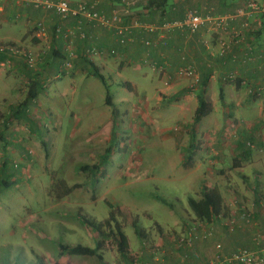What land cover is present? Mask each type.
I'll return each instance as SVG.
<instances>
[{"label": "rangeland", "instance_id": "374dc122", "mask_svg": "<svg viewBox=\"0 0 264 264\" xmlns=\"http://www.w3.org/2000/svg\"><path fill=\"white\" fill-rule=\"evenodd\" d=\"M37 30L39 34L31 35L30 45L15 40L0 42V46L12 44L39 54L36 68H29L21 56L5 54L2 59L0 54V167L6 161L12 174L10 187H0V264H125L128 254L119 252L114 236L102 237L78 216L80 213L101 223L112 211L130 240L131 260L135 256L143 259L140 251L157 250L161 235L167 240V236L183 237L187 223L201 222L188 200L200 198L204 190L220 181L215 153L223 142L232 143L223 144L226 153L222 166L229 173L238 161L234 153L246 148L245 140L252 152L261 151L257 141L264 135V112L258 106L235 110L241 92L235 86V75L217 76L214 93L209 90L205 97L210 111L193 126L196 94L202 87L200 81L178 75L184 63L171 69L165 57L139 58L120 51L136 44L100 47L85 42L101 51V57L90 59L107 79L117 110L114 124L113 107L105 104L106 88L92 75L89 59L83 56L88 47L84 49L85 45L72 37L63 48V53L71 49L77 55L71 60V68L64 69L66 56H61L57 65L41 64L56 32L52 38L51 30L43 25ZM220 32L208 36L213 48L217 42L230 44L235 40L231 33ZM94 38L90 34L89 39ZM167 46L145 47L158 50ZM186 59L180 54L181 62ZM191 66L199 80L207 75L208 70L199 72L194 64ZM35 72L40 73L42 91L19 113L17 108L25 101ZM251 93L252 89L244 88L238 99L254 102ZM190 131L194 132L195 155L192 163L186 164ZM238 143L243 148H236ZM110 145L112 152L96 175L81 171L84 165L99 164ZM117 207L129 210L147 236L139 237ZM174 220L181 221L180 230L168 231L159 224L171 228ZM102 229L106 234L111 230L107 225ZM59 239L92 247L100 241L103 260L70 254L60 257ZM165 247L168 245L164 243L160 249Z\"/></svg>", "mask_w": 264, "mask_h": 264}, {"label": "crops", "instance_id": "0c3cea01", "mask_svg": "<svg viewBox=\"0 0 264 264\" xmlns=\"http://www.w3.org/2000/svg\"><path fill=\"white\" fill-rule=\"evenodd\" d=\"M99 1H101L99 9L107 11L109 7L108 1ZM246 1L248 0H169L165 6L162 4L158 7L159 11H153L143 21L161 24L165 21L180 19L188 7L195 8L201 13H207L208 9H213L212 13L225 15L228 14L227 12L234 11L245 4ZM38 25H43L44 28L51 30L53 38V31L57 26H61L65 31L68 30L75 33L77 20L73 17L62 20L51 9L47 11L37 9L26 4L23 0H0V42L15 40L21 44L30 45V39L33 34L34 36L39 34ZM232 26L237 31H241L239 22H233ZM82 27L86 29L88 37L85 39H80L76 37L77 35L73 37L77 38L76 41L79 45L81 44L82 47L85 45L84 49L86 47L89 48V45L93 42L100 47L103 45H118L114 35L108 29L92 27L86 22L82 23ZM211 32L207 30V27L201 28L198 33L193 35L195 38L186 37L187 39H183L182 34V37H180V34H173L169 45L158 50L147 49L136 44L125 49L120 48V51L130 52L139 58L148 56L155 57V60H160L165 57L170 61L171 69L184 63L185 65L194 64L199 72L208 70V82L203 87L205 97L209 90L211 91L210 94L214 93V84L218 75L223 73L233 74L237 77L235 86L241 89L240 94H237L235 110L241 111L244 108L249 109V106H253V108L258 106V110L264 112V58L258 59L255 57V53H252V51H257L262 45L264 46V28L258 33L243 31L241 39L229 42L228 51L230 52L225 54L221 53L222 44L225 42L221 41L219 45L217 42L216 48L211 46L213 43L208 38ZM221 32L219 31L218 33L221 35ZM90 34L91 37L93 35L95 37L92 41L89 39ZM232 37L235 36L232 35ZM45 40H48V36ZM52 40L55 42L49 45L50 49L45 52L41 64L54 63L57 65L61 61V55L62 57L66 56L63 53L66 41L61 37H57V35ZM33 41L35 42L37 39L34 38ZM85 42H90V44ZM203 44L207 46V50ZM251 46H254V48L250 49ZM54 49L58 50V55H54ZM84 49H82L83 52ZM180 54L186 56V61H180ZM97 56L101 57V55ZM206 60L208 68L205 69ZM244 88H248L249 91L250 89L253 90L251 94L254 97L251 96L254 102L252 99H248L244 103L242 99H238V95H243L242 91ZM255 96L258 97L256 98ZM244 142L246 146L244 151L240 149L237 153H234L238 161L233 164V169L230 173L227 169L223 170L224 167L222 165L224 161L223 154L226 153L223 151V144L231 142H223L221 149L215 153L216 168H219L217 171L221 174V179L214 187L218 188L223 196L224 208L222 212L211 221H201L204 224L197 231L201 238L196 240L191 247L183 246L177 248L173 243L174 238H171V236H167L168 240L164 235L158 237V264H208L218 251V243L222 244V252L224 254H230L240 247L253 248L258 235H260L261 239H264V135L257 141V143L262 145L261 151L252 152L246 145L247 140ZM236 148H243V145L238 143ZM234 174L238 175V177L234 178ZM246 212L249 213V217L245 215ZM159 224L166 230H172L173 228L180 230L182 226L181 221L178 220L173 221L171 228H167L161 223ZM186 227L187 225L184 230ZM206 230H211L212 235L203 238V231ZM164 243L168 247H165L163 252L160 248ZM129 244H131L130 240ZM129 251L132 250L129 248ZM129 251L128 256L124 257L125 264H134L130 258L131 253ZM139 254L143 257L144 264L153 258V251L143 250Z\"/></svg>", "mask_w": 264, "mask_h": 264}, {"label": "built area", "instance_id": "2783aa9c", "mask_svg": "<svg viewBox=\"0 0 264 264\" xmlns=\"http://www.w3.org/2000/svg\"><path fill=\"white\" fill-rule=\"evenodd\" d=\"M26 4L44 11L53 9L60 19L65 20L73 17L77 20L76 29L65 31L61 26L55 28L57 37H62L65 41L77 35L79 38H86V33L82 30V23L86 22L92 27L108 29L114 35L117 43L121 46L135 44L136 41L146 47L154 48L166 46L173 36V32L178 30L187 38L192 37L201 28L207 27L208 31L219 32L220 30L231 32L235 40L241 39L243 31L257 33L264 28V0H248L245 4L236 8L233 12L220 15L214 14L213 9H208L207 13H201L195 8L188 7L185 9L180 19L165 21L161 24H155L143 21L149 17L153 11H159L158 6H150L153 0H107L108 10L99 9L101 1L99 0H23ZM233 22L240 23L241 31H237L232 26ZM185 37V38H186ZM238 41V40H237ZM230 45V44H229ZM229 45L222 44L221 53H226ZM251 46L250 49H253ZM114 52V51H112ZM0 53L8 57L21 56L24 63L29 68H36L39 61V54L36 55L32 50L21 49L12 44L1 45ZM255 53L258 59L264 58V46L262 45ZM101 51L96 47H90L86 50L85 56L100 55ZM76 53L68 49L64 61V69L71 68V60L76 58ZM180 77L194 78L195 83L199 81L197 71L191 65H185L177 71ZM250 216L249 213H245ZM203 222H197L186 227L185 236L174 238L175 247L190 246L201 238L197 234ZM188 228V230H187ZM212 235L211 230L203 231V238ZM158 249L153 251V258L146 264H158ZM217 253L208 264H264V239L258 235L255 239L253 248L240 247L230 254L222 252V244H217ZM152 251V250H151ZM134 264H144L140 256L133 257Z\"/></svg>", "mask_w": 264, "mask_h": 264}, {"label": "trees", "instance_id": "16d2710c", "mask_svg": "<svg viewBox=\"0 0 264 264\" xmlns=\"http://www.w3.org/2000/svg\"><path fill=\"white\" fill-rule=\"evenodd\" d=\"M169 0H153L151 1V5L150 6H158L160 7V5L165 4L168 2ZM262 30V29H261ZM261 30H259L258 32H260ZM257 32V33H258ZM173 34H180V37H182L183 39L186 37L184 34L180 33L178 30H175L173 32ZM182 34V36H181ZM135 44H140L142 46H144L142 43L136 41ZM169 45V44H168ZM145 47V46H144ZM157 48V47H154ZM54 55H57L58 50L54 49L53 50ZM230 51L226 52L229 53ZM2 55V59L5 57V54L0 53ZM225 54V53H223ZM62 56V55H61ZM85 56V55H84ZM62 58H65L64 56ZM86 58V57H85ZM86 60L88 62V64L91 67V71H92V75L97 77L102 84L105 86L106 88V96H105V104L113 107L112 110V114H113V119L112 122L115 124L116 118V108L111 100V93H110V89H109V85L107 82L106 77L99 71L98 67L95 65V63L93 61L90 60V58L87 57ZM35 76V78L33 79L32 83L30 84L29 87V91L27 94V97L25 99V101H23L20 105L19 108H17V111L19 113H21V110L24 106H27L28 103H32L40 94V92L42 91V82H41V77H40V73H34L33 74ZM203 76L205 78H203ZM200 81V85L202 88H200V90L197 92L196 94V98H197V107L195 109V113H194V117H193V121L192 124L193 126H195L197 123H199L201 121V119L206 116L209 113V103L206 100L205 96H204V91H203V87L207 85L208 82V78L207 75H202ZM240 84V83H238ZM128 86V84H125ZM223 88L220 89V97L222 98L223 96ZM188 151L184 154L185 160H186V164H191L193 159H194V155H195V147H194V132L190 131L189 132V139H188ZM112 152V145H110L107 149H106V154L103 155L101 157V161L99 164H93V165H84L81 167V171L84 172L85 174H92V175H96L100 170L103 164L106 163V161L108 160V156L109 154H111ZM0 187L4 186L5 188L10 187L11 183L9 181V178L12 177V174L8 172L7 169V163L6 161H4L0 167ZM101 174L105 175V171H102ZM73 187L69 188L70 190ZM161 202L168 204V201L165 198H161L160 199ZM189 205L192 209V211L194 212L195 216L198 218V220L200 221H211L214 217H217L223 210L224 208V201H223V196L221 194V192L219 191L218 188L213 187L207 190H204L202 192V196L200 198H194V197H189ZM112 207V206H111ZM118 210H120V212L123 214V216L126 218V222L128 223V225H130L131 227H133L135 233L139 236V237H146L147 233L146 230L142 227H140L138 219L136 217H134L133 215L130 214L129 210L124 209L123 207H117ZM78 216L81 218L82 221H84L86 224H88V226L94 227L99 234L102 237H109L108 235L111 234L114 237L115 242L117 243V249L119 250V252L121 254H123L124 256H126L128 254V248H129V243H128V238L127 235L125 234V232L123 231V227L122 224L120 223V221L118 220V218L116 217V215L114 214V212L112 211L109 214V219L105 222H101V223H95L89 219H87V217L81 215L80 213L78 214ZM104 225H107L109 228H111V230L106 234V232L102 229V227ZM191 223L187 224L188 228H191ZM57 248H58V255L60 257H62L65 254H70V255H82V256H95L97 257L99 260H103V254H102V245L103 243L98 241L97 245L95 247L92 246H88V245H83V244H76V245H71L68 244L66 242H64L62 239H59L56 242Z\"/></svg>", "mask_w": 264, "mask_h": 264}]
</instances>
